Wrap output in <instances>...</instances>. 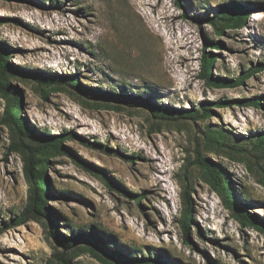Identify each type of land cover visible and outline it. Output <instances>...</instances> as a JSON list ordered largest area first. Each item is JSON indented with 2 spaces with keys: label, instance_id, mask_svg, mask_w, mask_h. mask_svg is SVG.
Returning a JSON list of instances; mask_svg holds the SVG:
<instances>
[{
  "label": "rangeland",
  "instance_id": "374dc122",
  "mask_svg": "<svg viewBox=\"0 0 264 264\" xmlns=\"http://www.w3.org/2000/svg\"><path fill=\"white\" fill-rule=\"evenodd\" d=\"M228 6L247 8L249 17L222 34L216 17ZM0 41L11 65L53 80L9 72L22 117L44 135H74L64 141L73 156L49 155L45 171L47 206L67 239L95 232L110 249L150 264H264V231L243 225L196 163L205 157L221 165L236 200L264 222V148L257 147L264 71L236 87H214L202 77L205 50L216 55L212 76L235 79L264 64V0H0ZM69 76L77 77L75 87L58 81ZM92 89L117 97L96 100ZM255 97L263 107L241 102ZM203 105L211 117L189 115L203 113ZM6 107L0 93V264H47L56 252L71 264H124L90 241L81 246L109 263L88 250H65L41 222L12 224L28 203L26 158L40 154L36 142L2 123ZM209 129L230 140L207 137ZM81 161L104 169L121 189ZM186 186L189 243L180 224ZM129 192L145 198L138 204Z\"/></svg>",
  "mask_w": 264,
  "mask_h": 264
},
{
  "label": "trees",
  "instance_id": "16d2710c",
  "mask_svg": "<svg viewBox=\"0 0 264 264\" xmlns=\"http://www.w3.org/2000/svg\"><path fill=\"white\" fill-rule=\"evenodd\" d=\"M248 17L249 10L247 8L240 9L236 6L223 7L216 17L219 23H224L222 24V27L219 28V31L223 34L225 28H240L246 23ZM2 44L3 43L0 41V93L7 99V107L2 123L10 127L15 136L19 139L25 137L36 142L37 146L35 150L40 154L37 158H34L33 156L26 158V175L30 185L28 203L25 209L18 216H16L15 219L12 220V224L14 226L22 225L30 220L41 222L48 229V234L54 237L65 250L70 251L72 249L75 250L76 248L77 250L83 252L85 250H88L104 263L109 262H107V260H105L103 256L95 252V250H93L92 248L88 246H81V243L89 241L95 243L99 248L103 249L104 252L112 255L119 262L124 264H150V260H148L147 258H133L126 255L120 250L110 249L106 244L105 238L95 232L78 233L70 239H67L62 233H60V231L58 230L57 216L52 211V209L47 206L48 198L52 195L50 192L51 189L47 182L48 180L45 171L48 168L49 155L64 154L73 156V152L71 153V151H67L64 147V141L66 139L73 138L74 135L71 133L57 136H52L49 133L47 135H44L43 133H39V131L37 130L35 131V129H33V127L29 124V121L22 117L23 99L21 93L17 90V88L10 84L9 72L15 71L19 75L23 76H30L31 74H34L31 76L35 77L37 80H43V82L45 83H51L53 80L48 76H41L40 73H37L38 71H30L33 73H25L26 71H23V69L14 66L13 64L11 65V63H9L10 60L8 59L9 54H7L8 47H5V45ZM212 44L216 49L222 46L221 43L212 42ZM215 61L216 55L211 52H206L205 50L202 58V77L207 80V82L211 86L214 87L240 86L243 85L251 77L264 71V64L259 63L258 65L250 69L243 70L242 75L235 79L223 76H212L211 72ZM63 78H66L65 80L71 86L75 87V85L78 83V79L76 76L59 77L58 81H63ZM79 86L81 87L83 85L79 83ZM92 90H95L96 93L92 94L91 96L96 100L106 99L105 97L110 96L117 97L112 95L110 92L102 91L101 89ZM120 97L126 103H142V105L154 107L153 104H150L148 101H145L142 98L131 96ZM225 100L226 102H229V99ZM241 102L246 105L253 104L255 106L263 107L261 101L259 100V97H255L250 100H243ZM223 105L224 104L222 103V101H219L217 104L218 107H222ZM202 109L204 110L203 113L201 112L202 110H195L194 113H191L189 115L194 118L211 117V114L213 112L209 106L203 105ZM206 135L211 139H217L219 141L230 140V137L226 135L222 130L209 129L208 132H206ZM257 141V147L264 148V133H261L258 136ZM98 145V142L93 144V146ZM102 149L103 151H105L103 147ZM129 158L133 159L134 157L130 156ZM196 161V163L202 169L211 187L222 195L227 207L234 212L235 217H237V219L243 225H254L259 227L260 230L264 231V222L260 220V217L257 214H255V216L253 217L250 213H248L246 206L242 203H239L234 197L232 181L226 175V172L222 168V166L215 164L213 161L205 157L197 158ZM79 164L86 170L94 172L98 176H100L111 189H121V186H119L113 178L108 177L104 169L99 168L98 166L86 161H81V163ZM128 195L135 199L138 204H140L141 201L145 198V195H140L137 193L133 194L129 192ZM244 195L245 197L247 196L246 193H244ZM180 224L184 232L185 241L187 243L191 242V229L193 224V202L189 186H186L184 192L183 210ZM66 254L64 252H56L54 256L48 260L47 264H71L73 260L70 259ZM156 263L158 264V261H156Z\"/></svg>",
  "mask_w": 264,
  "mask_h": 264
}]
</instances>
